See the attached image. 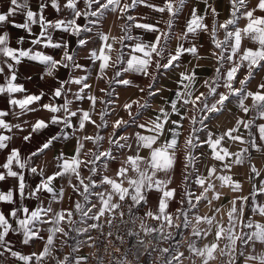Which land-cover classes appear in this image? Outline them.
<instances>
[{
    "label": "clouds",
    "instance_id": "9594fccd",
    "mask_svg": "<svg viewBox=\"0 0 264 264\" xmlns=\"http://www.w3.org/2000/svg\"><path fill=\"white\" fill-rule=\"evenodd\" d=\"M170 2L173 5L171 9L167 3L159 4L158 0L155 4L147 3L146 0H135L137 8L143 5L150 9L140 15L136 8L128 3V0H123L124 5H127L133 13L131 19L116 13L115 7L112 8L111 11L116 14V18L113 26L108 29V43L113 47L110 51L105 48L104 64L99 71L96 64L99 48L94 49V55H85L80 50L82 42L77 39L80 34L72 31L74 25L67 23V14L64 17L69 30L67 37L76 40V45L71 47V50L70 39L63 36L59 39L56 37L58 26L53 20L45 23L44 35L54 44H59V50L53 47L51 51H47L43 47L37 48L33 43L30 51L19 53L34 62L44 61L43 72L40 73L41 83L58 80L61 69L57 66V60L60 66L67 68L66 79L60 87L65 102L60 106V113H58L63 115L64 123L55 125L62 131L53 137L58 141L59 153L62 155L57 157L56 148H51L49 145L50 150L44 152L40 161L33 167L32 156L39 153L40 149H36L33 153L16 155L19 152L17 148L3 166L5 171L0 173V183L22 181L23 193L18 200L17 212L27 208L28 200L36 201L37 209L42 207L44 200H47L48 209H53L51 226L49 228L36 226L37 232L47 233V238H38L40 244L32 245L27 238L30 224L25 223L10 229L13 235L20 237L21 248L28 246L35 251L41 244L43 245V258L36 259L35 264H168L169 261L173 264H264V216H261L257 210H252L248 220L243 221L242 224L244 209L255 208L260 203L256 201L257 181H260L259 191L264 192V180H261V174L264 173V149L252 147L250 144V140L255 139L256 135L252 132V128L259 127L255 121L264 115V106H261L259 101L241 104V101H246L250 95L249 85L244 82L237 85L241 93L233 97L231 104L225 105L222 110H217L220 106L216 105L213 92L208 90L204 92V96L210 101L207 108L187 107L185 111L183 119H188L190 113L194 122L183 123L181 128L165 131L164 121L173 115V111L179 114L180 109L186 106L180 105L174 107L173 111L165 112L169 104L168 98L157 96L163 101L158 103L157 98L153 99L155 93L152 92V89H156V92L171 93L172 88H165L163 82L170 81L171 84H176L175 76L181 71L187 73L193 61L201 60L198 52H192L191 59L187 63H177L175 70L164 63L165 60L171 63L174 56H180L183 45L188 42L187 33L181 32L180 24L182 18L187 16L189 7L193 8V17H196V6L204 4L205 13L199 19H193L187 24L188 31L193 37H199L201 31H206L209 37L212 36L213 32L206 30L204 24L205 18L211 15L215 44L220 47L218 52L212 49L211 56L205 55L202 58L212 61L211 74L199 76L187 82L183 93L184 98L187 99H191L189 92L195 93L205 87L204 84H196V80L205 81L208 85L216 81L215 87L223 86V95H231L233 88L228 85L233 83L232 73L222 79L220 73L214 72L213 69L219 67L235 70L244 67L248 76H251L253 67L246 64L245 60L258 63L259 60L264 59V31L253 23L257 17L253 15L249 18L245 12H241L238 17L235 12L228 9L231 15L225 19H220V12L218 16L211 14L209 9L216 4V0H170ZM247 2L248 0H245V6ZM23 3L27 9L31 5V0H23ZM56 3L59 4V0H56ZM72 3L75 4L76 0H72ZM229 3L231 0H225L226 6ZM87 4L88 0H85V5ZM117 7L122 6L118 4ZM237 7L241 5L238 4ZM160 9L163 11L159 15H154ZM62 11L65 9H56L58 15ZM67 11L74 12L75 9ZM80 11L85 15L88 14L84 8ZM169 11L172 14H163ZM37 15L39 16V13ZM95 19L100 23H89L88 28L92 31L93 37L98 38L103 35V20L107 19V13L101 12ZM138 21H155L161 26L158 29L161 34L158 47L153 49L150 41L145 39L148 26H142L143 31H136ZM229 23L232 24L234 31L222 29L221 25ZM34 26L40 28V21L33 23L31 18L26 19V30ZM240 40L256 44V50L245 49L241 52ZM13 43L22 46L24 37H17L13 41L11 34L7 31L0 36V72H3L6 65L12 67L14 71H19L18 65H10L9 53L15 54ZM142 44L149 53L155 52V59L151 55L144 57L142 61L138 57L125 59L129 56L128 48H139ZM197 47L201 45L197 44ZM81 59L93 61L84 70L88 85L85 84L84 76L77 72L78 61ZM216 61H219L218 65ZM121 77L124 79L121 80ZM26 79H32V77ZM244 79L246 80L247 76ZM101 80L103 86H101ZM74 81H79V90L75 92L73 91ZM12 83L11 78L5 76L3 88L14 91L10 87ZM64 85H67V88ZM89 85L90 90H87L85 95V89ZM97 89H101L103 95H99ZM126 92H133L134 95H124ZM40 95L45 96L49 93L40 90ZM89 97L94 98L98 103L85 104V100ZM180 99L181 96L177 95L173 104L175 105V102ZM50 103L55 105V99L53 98ZM125 105L128 106L127 110ZM244 108L249 109L245 120L247 127L236 123L232 136L224 141L228 149L236 150L232 152L231 159L221 165L217 163L221 156L215 152L214 148L211 155L207 150L197 151L202 143L199 139L202 131L210 136L213 133L209 132V129H215L217 140L223 139L226 133L221 129L231 124L233 119L240 120V113ZM34 111L39 109L21 103L18 107L15 105L12 107L11 115L13 121H16L18 117H25ZM85 111L87 116L84 115ZM160 112H165L163 117L159 115ZM150 113H157V115L152 116ZM74 114L79 116V120L69 131L68 125ZM89 118L95 122L93 129L86 127ZM206 118L209 120L208 124H204ZM114 121H119V124L117 125ZM30 123L31 121L25 119L22 123L11 124L10 127L22 128L27 132ZM141 125H147L151 131L142 133L139 131ZM4 127L7 128L9 125L5 124ZM43 131V126H40L35 129V135L39 136ZM118 131L120 135L117 137ZM261 134L264 135V131ZM31 135L32 133H29V136ZM236 136H242L243 143H237ZM14 138L20 139L19 135L14 133L7 140L0 142V150H3ZM45 142L48 143V141ZM22 143L31 146L30 139H25ZM133 145H135L134 154ZM73 146L77 153L75 156L63 155L67 153L65 149L69 147L73 149ZM209 146L212 147V145ZM113 152L114 155H112ZM130 155H132L131 159H129ZM224 155H228L227 151ZM112 164L118 166V174L113 172ZM50 168L53 170L52 178L42 179L40 182L41 185L48 186L49 195L41 197L33 192L32 184L37 176L43 178ZM57 168L59 171L54 170ZM80 168H83L84 172H80ZM253 169L256 171L255 175H253ZM205 170H208L207 175ZM96 176L100 179H93ZM56 178L60 181L58 187L52 183V179ZM74 180L86 184L87 192L81 191L80 185L77 184L74 189L76 195L73 196L69 189L72 188ZM201 181L207 186L201 188ZM193 185L197 187L194 188ZM94 186L99 191H95ZM246 186L252 189V206H249L244 199L250 195L249 191H245ZM198 188L199 196L191 199V195L195 194ZM8 191L12 195L9 202L15 208L17 200L13 183L8 187ZM166 191L179 193L177 203L180 207L172 212L173 227L171 229L167 224L161 227L160 222L153 221L150 215L144 214L145 209L151 207L148 203L150 193L160 194L165 205L172 203L171 198L163 195ZM120 197L124 199L121 200ZM226 197V202H222ZM73 200L78 207L73 209L74 215L69 217L71 223L62 225L59 222V216L55 214L54 206L62 208L66 201L69 204ZM237 200L240 201L239 208L229 217L228 214L236 207ZM105 201H107L106 208ZM200 201H206V203L201 207ZM114 203L119 207L113 213L111 209ZM141 204L144 208L140 207ZM97 209L106 212V215L99 220L95 219L98 212L94 210ZM2 212L3 210H0V214ZM186 213L190 215L186 216V224H182L179 217L185 216ZM209 213L212 215L209 216ZM47 214L46 211L45 215ZM157 214L167 215L166 212ZM201 214L204 217L203 221L199 220ZM35 215L33 214V218ZM153 224L156 225L155 228L152 227ZM66 228L67 231H65ZM8 230V226L5 225V232ZM218 231L221 232L219 239H217ZM58 233H63V238L58 236ZM6 245L4 234L0 233V249H4ZM213 245H216L214 250ZM11 247H16V243H12ZM3 255V252H0V256ZM177 256L180 257L179 260L176 259ZM10 259L12 257L4 256L0 264H6Z\"/></svg>",
    "mask_w": 264,
    "mask_h": 264
},
{
    "label": "snow or ice",
    "instance_id": "6c2138e0",
    "mask_svg": "<svg viewBox=\"0 0 264 264\" xmlns=\"http://www.w3.org/2000/svg\"><path fill=\"white\" fill-rule=\"evenodd\" d=\"M0 2H4L6 11H0V36L3 35L5 31L9 32L7 30V25L11 24L13 28L23 30L27 33L24 37V44L16 45L13 44L14 53H9L10 59V65L16 66L18 65L19 71H14L12 67L9 65H6L3 69V72H0V142L7 140L8 137L13 136V134L19 135L20 139L16 140L13 139L12 142L8 143L3 150H0V173H3L5 171L6 161L10 158L12 153L15 149H19V152L16 153V155H23L25 153H33L36 149H40V152L37 154H34L32 156L33 161V167L40 161L41 155L44 152H47L50 150L49 145H51V148H57L58 147V141L53 139L55 137L56 133L62 131L61 128L55 127V125H62L64 123V117L63 115H59L60 113V106L65 102L63 93L60 91V87L62 82L66 79V76L63 75V73H67L66 66H60L57 60V66L60 67L62 71L58 74V80L57 81H51L53 83H50V81L41 83L40 82V73L43 72L42 65L44 63L43 60L41 61H32L24 56L19 55V53L22 52H28L30 51V46L35 43L37 48L43 47L45 50H49L53 47H55L57 50H59V44H54L53 42L49 41L47 36L44 35V25L45 23H50L51 21L55 20L58 26L57 33H62L64 35L68 34V28L65 24L64 17L67 14V23L73 24L74 27L72 31L74 33H79L80 35L77 37L78 40H80L81 46L80 50L84 52L85 55L89 54H95L94 49L99 48V57L97 58L96 64H97V71L101 68V66L104 64L105 56V48H107L109 51L113 47L112 44L108 43V30L106 31L103 29V35L101 37H93V33L91 30H89L88 25L89 23L97 24L100 23V21L96 20L95 17L98 16L101 12L107 13V19L103 20V24L105 25L107 23V20L109 17L116 18V14H114L111 9L116 8V13L126 15L127 18L131 19L133 16V13L131 9L127 8V5H124L123 0H88L87 6L85 5V0H76V3L73 4L72 0H59V4L56 3V0H37L36 8L34 9L31 5L25 9L23 0H0ZM147 3H153L155 4L157 0H146ZM129 4H132L134 8H136V11L138 14L143 15L145 12L150 11L149 8L141 5L140 7H136L135 0H128ZM158 3L161 5L168 4L169 9L173 7L170 0H158ZM121 5L122 7H117V5ZM241 5V7H237V5ZM201 5H203V8L201 9ZM49 8L56 9L63 8L65 11L60 12V14L57 16L56 19L50 20L48 19L46 13L49 10ZM86 9L88 12L87 15L82 13L80 9ZM228 9H231L232 12H235L236 15L239 17L241 12H245L248 14L249 18L251 16H256V21H253V23L260 26L261 30L264 31V0H248L245 6V0H231V3L227 5ZM68 9H75L74 12H68ZM146 11H141V10ZM251 9H255V12H251ZM163 9H160V11L154 13V15H159L160 12H162ZM197 15L196 17H193V8L189 7L187 9V16L182 18L181 24H180V30L182 33H187V41L181 50V54L178 57H173L171 60V63H169L168 60H165L164 63L167 64L169 67H172L175 70V65L177 63H185V59L187 57H190V53L192 52H198L201 60L200 61H193L192 64L189 65V71L187 73H184L181 71V73L177 76H175V79L177 81L176 84H174V87H172V95L169 100V104L166 111H173L174 107H179L180 105H185V108H181L179 114H177L175 111H173V115L164 121L165 125V131H168L169 129H178L183 126V123L188 122H194L193 118L191 117V114L189 113L188 119H183L185 111L187 107H204L207 108L209 106L210 101L207 97L204 96V92L211 90L213 92V97L215 98L216 105H219L220 108L217 110H222L225 105H230L232 102L233 97L239 95L241 93V90L237 87L241 82H244L249 85L248 88V98L246 101H241V104L244 103H252L253 101H259L261 106H264V59H261L258 61V63H253L252 61L245 60L246 64H250L253 67V72L251 76H248L246 69L244 67L238 68V69H223V68H215L213 69L214 72L220 73L222 79L227 78L229 73H232L231 79L233 81L232 84L228 85V87L233 88V92L229 96L223 95L224 88L221 87H215L217 84L216 81H213L211 85H208L207 82L202 80H196V84H204L205 87L203 90L197 91L195 93L189 92V97L191 99L184 98V89L187 87V82L189 80H192L196 77H199L198 70L203 68L204 65L200 62L203 60L202 58L205 56L203 53V50L205 48L204 44L198 43L200 37L206 36L207 37V45L208 47V56L212 55V49H215L217 52L219 51L218 45L215 44V31L212 28L211 25V15L205 18L204 24L205 29L212 31V36H207L206 31H201L199 37H193L191 32L187 29V24L190 23L193 19H199L201 15L205 13V5L199 4L196 6ZM209 12L213 15H219V11L217 9L216 4H214L211 9H209ZM39 13V16L37 15ZM164 15L172 14L169 12H164ZM17 15L23 16V22L18 23L15 21V17ZM231 12H228L227 18L230 17ZM45 17H47V21H45ZM31 18L33 23H35L37 20L40 21L41 26L38 33L34 32L33 28L26 30L25 28V21L26 19ZM81 21L83 23H81ZM142 26H148V30L145 33V37H150L146 40L150 41L151 47L155 49L159 46L161 34L159 33L158 29L161 27L160 25L156 24L155 21H138L136 31L140 32L143 31ZM222 29L227 28L230 31H234L232 24L229 23L228 25H221ZM174 30V29H173ZM10 33V32H9ZM33 33H35L33 35ZM170 36V33H169ZM20 37V36H19ZM91 38V39H90ZM115 37H113L114 39ZM170 42V40L168 41ZM127 43V41H125ZM197 44L201 45V47H197ZM76 45V40L74 39V42L70 39V50L71 47H74ZM175 47V45H173ZM257 45L248 43L245 40H240V51L243 52L245 49L250 50H256ZM129 52V56H126L125 59H131L138 57L141 61L146 56H153L155 59V52L149 53L147 51V48L142 44L139 46V48L136 47H130L127 49ZM69 59L71 57L69 56ZM93 61L91 59L89 60H83L81 59L78 61L77 66V72L84 76L85 84L88 85V78L85 75V69L92 64ZM217 65L219 64V61H216ZM33 70H38L37 75L39 77L38 81L33 79V76L30 75V73ZM169 75H172V73H169ZM5 76H9L11 80L13 81L12 85L10 86L14 91H8L7 89H4L3 86L5 85ZM247 76V79L244 78ZM27 77H32V79H26ZM124 78L121 77V80ZM255 81V84L253 85V82ZM35 84L36 90L33 91L30 89L29 85ZM101 84L103 85V81L101 80ZM65 88H67V85H64ZM40 90H45L49 93V95L41 96ZM79 90V81L73 82V91ZM87 90H90V85L88 88L85 89V95L87 93ZM152 92L155 93L153 95V99H156L157 96H164V92H156V89H152ZM97 93L99 95H103V91L101 89H97ZM143 94V93H141ZM72 95V93H70ZM179 95L181 96V99L179 101L175 102V105L173 104L174 98ZM11 97V99H10ZM22 98V99H21ZM55 99L56 103L53 105L50 103L52 99ZM203 101V103H202ZM21 103L27 104L31 108H38L39 111L31 112V118H27V120L31 121L29 124L28 131L25 132L22 128H11L10 125L13 123H22L26 118L29 117V115L25 117H18L16 121H13L11 111L12 107L19 106ZM98 103V101H95L94 98H87L85 100V104H95ZM75 107V105H73ZM215 107V105H214ZM128 106L125 105V109L127 110ZM249 109L244 108L243 112L240 113L241 119L235 120L233 119V122L231 124H228L227 126L223 127L221 131L225 132L226 135L223 139L217 140L215 130L210 128L209 132L213 133V135H208L207 133H204L202 131L201 136L199 139L202 141L200 147L197 148L198 152H201L202 150H207L209 154L211 155L213 152V148L215 149V152L218 153L221 156L220 160H217L218 164H223L225 161L232 158V152L236 151L235 149H228L227 145L224 143L225 140L229 139L232 136L234 125L236 123H241L244 125V127H247V124L245 123L247 114ZM165 112H160L159 115L162 117L164 116ZM215 114V113H213ZM84 115L87 116V112H84ZM152 116L157 115V113H152ZM79 120V116L74 114L71 117V123L68 125V130H71V127L76 124V122ZM94 121L89 118L88 123L86 125L87 129H93L94 128ZM117 125L119 124V121H114ZM209 120L206 118L204 121V124H208ZM255 123L259 127H253L252 132L255 133V139L250 140V144L252 147L264 149V135H262V131H264V115H261L259 119L255 121ZM7 124L9 127L5 128L4 125ZM51 125V126H50ZM159 125V121L157 123V126ZM43 126L44 131L39 135H35V129ZM139 131L142 133H148L151 130L147 128V125H141L139 127ZM239 131V130H237ZM29 133H32L31 136H29ZM120 135V132L118 131L116 133V136L118 137ZM25 139L31 140V146L27 143H22ZM237 143H243L244 138L242 136H236L235 137ZM45 141H48L46 143ZM123 143V141H121ZM209 145H212L210 147ZM252 150L251 147L249 149ZM135 151V145H133V154ZM227 151L228 155L225 156L224 153ZM76 150L73 146L72 153L70 155L75 156ZM115 153L113 152L112 155ZM62 154L56 152V156L60 157ZM63 155H69L68 153H64ZM132 158V155L129 156V159ZM10 167V165H9ZM113 172L117 173L119 172V168L116 164L111 165ZM55 171H59V169H54ZM80 172H84L83 168L79 169ZM53 170L50 168L49 171L45 173V176L42 178L40 176L36 177V180L32 184V190L34 193H38L41 197H46L49 195V188L47 185H41L42 179H50L52 178ZM208 174V170H205V175ZM256 174L255 169H253V175ZM264 176V173L261 174V177ZM93 179H100L99 176L93 177ZM195 179V177H194ZM117 180H119V175H117ZM261 180H264V178H261ZM58 178L52 179V183L57 185ZM77 184L80 185V190L87 192V185L82 183L81 181L74 180L72 182V188L69 189L70 192H72V195H76V191L74 190L77 186ZM14 189H15V199L17 200L16 207L14 208L13 204L10 201L12 198V195L9 193L8 188L4 191H0V203H2L5 207L3 209L2 214H0V218H2V222H0V233L4 234L5 241L7 242V245L4 249H0V252H3V256H0V261L4 259V256H10L12 259L8 260L6 264H35L36 259H42L43 258V245H40L39 249H36L34 251L33 248L24 246L23 248L20 247L19 236L13 235L11 232L12 227L19 226L21 224H30L31 227L28 228V239H30V242L32 245L40 244L39 237L47 238V233L43 231H36V226L40 225L43 228H49L52 224L51 217L53 215V209H48V201L44 200L43 205L41 208H36V201L34 200H28L27 208L17 212L16 208L19 207L18 200L20 195L23 193L22 188V181L20 183H17L13 181ZM206 183L201 181V188L206 187ZM58 187V185H57ZM171 187V185L169 186ZM194 188H196V185H193ZM41 188H43V191H41ZM256 201L260 202L255 206V208L246 207L244 209L243 217H242V224L243 221H247L250 211L257 210L261 216H264V192L259 191L260 189V181H257L256 184ZM95 191H99V189H96L94 186ZM200 189L198 188L197 192L195 194L191 195V199H196L197 196H199ZM251 193L252 189H249V196L245 197L247 204L249 206L253 205V201L251 199ZM164 196H167L172 199V203L165 205L163 203V200L161 199V195L158 193H150L148 197V203L151 205L150 208L145 209L144 214L150 215V218L153 221H158L161 224V227H163L164 224H167L168 228L171 229L173 227L172 220V212L179 208L180 205L177 203V199L179 197L178 192L173 191H166L163 193ZM236 195L235 193L233 194ZM119 199H124L123 197H120ZM200 206L202 207L206 201H200ZM240 201H235L236 207L233 208V211L230 212L228 215L231 217L233 213L239 208ZM175 205V207H173ZM186 206V205H185ZM78 207L73 200L71 203L67 204V206L58 207L54 206L55 214L59 216V222L62 225H68L71 223L69 217H72L74 215L73 209ZM104 207H107V201L104 202ZM119 205L113 204V207L111 211L114 213ZM141 208H144V205H140ZM99 209V206H98ZM94 210L98 212L95 219L99 220L102 217L106 215L105 211H99ZM47 211V215H45V212ZM164 213L166 212L167 215H158L157 213ZM33 214L35 215V218H33ZM190 215V213H186L185 216L179 217L182 224H186V216ZM212 213H209V216H211ZM121 216H123V213H121ZM13 217H17V219H13ZM200 221L204 220L203 214H201ZM89 223H92V221H89ZM5 225L8 226L9 230L5 232ZM155 224L152 225L153 228H155ZM68 229L66 228L65 231ZM34 234V235H33ZM58 236L63 238V233H58ZM221 236V232H217V239H219ZM12 243H16V247H11ZM216 245H213V250L215 249ZM167 251V250H166ZM61 258L62 257V254ZM179 256L176 257L177 260H179ZM168 264H173V262L169 261Z\"/></svg>",
    "mask_w": 264,
    "mask_h": 264
},
{
    "label": "crops",
    "instance_id": "0c3cea01",
    "mask_svg": "<svg viewBox=\"0 0 264 264\" xmlns=\"http://www.w3.org/2000/svg\"><path fill=\"white\" fill-rule=\"evenodd\" d=\"M36 4H37V0H31V6H32L34 9L36 8ZM0 11H6V8H5V4H4V2H0ZM46 15H47L48 19H50V20L56 19L57 16H58L57 12H56L54 9H51V8H49V10L47 11ZM14 19H15V21L18 22V23H22V22H23V16H21V15H17ZM114 20H115V19H114L113 17H109V18H108L107 23L104 25V29H105L106 31L109 29V27H112V26H113V21H114ZM81 23H82V21H81ZM7 30L10 32V34H11V36H12V38H13V41H14L17 37H19V36H26V35H27V33L24 32L23 30L13 28V27L11 26V24L7 25ZM33 30H34V32L38 33L40 29H39L38 26H34V27H33ZM116 31L118 32V29H116ZM61 36H63L64 38H67V39H71V40L74 42V38L67 37V35H64V34H62V33H56V37H57L58 39H59ZM13 44H14V43H13ZM73 46H74V45H73ZM47 51H51V50L49 49V50H47ZM37 71H38V70H33V71L30 73V75L33 76V79H34V80H37V81H38L39 77H38V75H37ZM61 71H62V73H63V70H61ZM63 75L66 76L67 73H63ZM50 83H53V82L50 81ZM90 83H93V82H90ZM29 87H30V89L33 90V91L36 90V85H35V84H30ZM128 93H129V92H127L125 95H128ZM132 93H133V92H131V93H129V94L131 95ZM85 106H86V105H85ZM25 118H26V119H27V118H31V114H30L29 117H25ZM73 144H74V142H73ZM59 150H60V146H58V147L56 148L55 151L58 152ZM65 151L70 155V154L72 153V148L69 147V148L65 149ZM53 154H55V153H53ZM12 183H13L12 181H9V182H7V183H0V190H2V191L6 190L8 187L11 186ZM59 183H60V181L58 180V181H57V185H58V186H59ZM66 205H67V201L65 202V205H64V206H66ZM4 207H5V206H4L2 203H0V210H3Z\"/></svg>",
    "mask_w": 264,
    "mask_h": 264
},
{
    "label": "rangeland",
    "instance_id": "374dc122",
    "mask_svg": "<svg viewBox=\"0 0 264 264\" xmlns=\"http://www.w3.org/2000/svg\"><path fill=\"white\" fill-rule=\"evenodd\" d=\"M216 6H217L218 11L221 13L220 19H225V18H227L228 8H227V6H226V4H225V0H216ZM202 8H203V5H201V9H202ZM141 11H146V10H143V9H142ZM82 23H83V22H82ZM145 38L148 39V38H150V37H145ZM198 43H201V44H204V45H205V48H204L202 54L207 55V54H208V47H209V46L207 45V37L202 35V36L200 37ZM189 59H191V58H190V57H187V58L185 59V63H187V62L189 61ZM200 63L203 64L204 67L198 70V72H199V76L204 77V76L210 75V74H211V71H212V69H211V67H210V64L212 63V61H210V60H202ZM163 83H164V85H165V88H168V87H171V88H172V87H174V84H171L170 81H164ZM254 84H255V81L253 82V85H254ZM101 86H103V85L101 84ZM201 90H203V89H201ZM126 93H127V92H126ZM126 93H124V95H125ZM129 93H131V92H129ZM129 93H128V95H130ZM131 95H134V93H132ZM171 95H172V93H170V92H167V91L164 92V96L167 97V98H169V99L171 98ZM157 102H158V103H162L163 101L159 100V97H157ZM121 114L123 115V113H121ZM151 114H152V113H150V115H151ZM214 130H215V129H214ZM257 166H259V161H257ZM238 178H239V177H238ZM261 178H264V176H262ZM245 191H246V192L249 191V188H248L247 186H246V188H245ZM226 200H227V197H226L225 200L222 201V202H226ZM66 206H67V205H66ZM173 207H175V205H174Z\"/></svg>",
    "mask_w": 264,
    "mask_h": 264
}]
</instances>
